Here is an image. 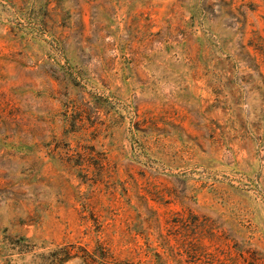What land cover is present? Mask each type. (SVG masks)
Instances as JSON below:
<instances>
[{
    "label": "rangeland",
    "instance_id": "obj_1",
    "mask_svg": "<svg viewBox=\"0 0 264 264\" xmlns=\"http://www.w3.org/2000/svg\"><path fill=\"white\" fill-rule=\"evenodd\" d=\"M0 264H264V0H0Z\"/></svg>",
    "mask_w": 264,
    "mask_h": 264
}]
</instances>
